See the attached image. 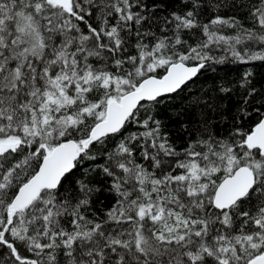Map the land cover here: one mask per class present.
Wrapping results in <instances>:
<instances>
[{
    "label": "snow or ice",
    "instance_id": "obj_1",
    "mask_svg": "<svg viewBox=\"0 0 264 264\" xmlns=\"http://www.w3.org/2000/svg\"><path fill=\"white\" fill-rule=\"evenodd\" d=\"M258 64L264 0H0V264H264Z\"/></svg>",
    "mask_w": 264,
    "mask_h": 264
},
{
    "label": "trees",
    "instance_id": "obj_2",
    "mask_svg": "<svg viewBox=\"0 0 264 264\" xmlns=\"http://www.w3.org/2000/svg\"><path fill=\"white\" fill-rule=\"evenodd\" d=\"M248 66L238 65V64H230L227 68L222 69L216 75L219 77H223L227 80H238L240 75L247 70ZM257 74V86H264V79H261V76L264 75V65H257L254 69ZM208 76H202L201 80H208ZM167 130L172 134L173 138L176 139L178 145L183 143V137L178 136V124L175 122H169L166 125ZM111 197L107 200L104 199V194H101L100 199L94 205L95 208L103 210L106 205L110 206L112 203Z\"/></svg>",
    "mask_w": 264,
    "mask_h": 264
}]
</instances>
